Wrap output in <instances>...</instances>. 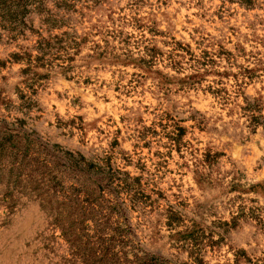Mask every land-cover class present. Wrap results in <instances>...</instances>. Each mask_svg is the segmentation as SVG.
<instances>
[{"label":"rangeland","instance_id":"374dc122","mask_svg":"<svg viewBox=\"0 0 264 264\" xmlns=\"http://www.w3.org/2000/svg\"><path fill=\"white\" fill-rule=\"evenodd\" d=\"M0 264H264V0L0 3Z\"/></svg>","mask_w":264,"mask_h":264},{"label":"trees","instance_id":"16d2710c","mask_svg":"<svg viewBox=\"0 0 264 264\" xmlns=\"http://www.w3.org/2000/svg\"><path fill=\"white\" fill-rule=\"evenodd\" d=\"M5 1H6V0H0V3H3V2H5ZM21 7H22V6H21ZM6 9H7V10H6V11H7V15L9 16V12H8L9 8H6ZM24 13H25L24 10L20 12V14H22V15H23ZM10 16H13V15L10 14ZM17 16H18V15H17ZM15 20H17V18H14V17H13V21H15ZM21 24H23L22 21H21Z\"/></svg>","mask_w":264,"mask_h":264}]
</instances>
